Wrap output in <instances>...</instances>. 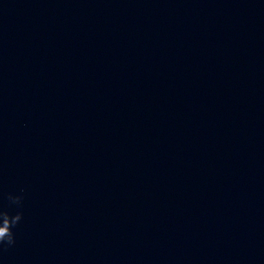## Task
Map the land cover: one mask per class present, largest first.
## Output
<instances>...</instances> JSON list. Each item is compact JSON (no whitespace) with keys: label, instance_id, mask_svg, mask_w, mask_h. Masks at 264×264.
Segmentation results:
<instances>
[{"label":"water","instance_id":"1","mask_svg":"<svg viewBox=\"0 0 264 264\" xmlns=\"http://www.w3.org/2000/svg\"><path fill=\"white\" fill-rule=\"evenodd\" d=\"M9 193L0 264H264V0H0Z\"/></svg>","mask_w":264,"mask_h":264},{"label":"clouds","instance_id":"2","mask_svg":"<svg viewBox=\"0 0 264 264\" xmlns=\"http://www.w3.org/2000/svg\"><path fill=\"white\" fill-rule=\"evenodd\" d=\"M7 200L9 207L0 204V246L9 247L15 243V232L13 229L19 224L22 219L23 195L8 194ZM15 205L17 210L10 211V207Z\"/></svg>","mask_w":264,"mask_h":264}]
</instances>
